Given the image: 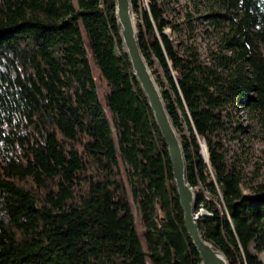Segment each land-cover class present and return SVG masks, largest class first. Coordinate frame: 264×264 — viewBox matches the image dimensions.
Here are the masks:
<instances>
[{
  "label": "trees",
  "instance_id": "16d2710c",
  "mask_svg": "<svg viewBox=\"0 0 264 264\" xmlns=\"http://www.w3.org/2000/svg\"><path fill=\"white\" fill-rule=\"evenodd\" d=\"M169 1L130 0V8L186 180L222 198L218 209L195 191L194 210L211 212L197 219L198 229L228 264H262L264 183L241 193L227 143L244 131L238 107L264 126V0H213L223 11L209 16L228 31L208 62L192 35L174 43L164 32L179 31L165 17ZM147 262L197 264L198 256L165 146L121 46L114 0H0V264Z\"/></svg>",
  "mask_w": 264,
  "mask_h": 264
},
{
  "label": "rangeland",
  "instance_id": "374dc122",
  "mask_svg": "<svg viewBox=\"0 0 264 264\" xmlns=\"http://www.w3.org/2000/svg\"><path fill=\"white\" fill-rule=\"evenodd\" d=\"M222 8L218 7L213 0H170L165 12V17L177 24L179 31L172 32L170 29H164V32L173 40L174 43L178 41H188L189 35H192V42L195 45L200 57L205 62H208V52L218 51L222 47V39L228 31L227 22L219 17H210V12H222ZM133 15V14H132ZM188 15V16H187ZM135 23V18L133 15ZM188 23L191 26V33L188 32ZM84 45L86 46L85 35L82 31ZM223 51L226 52L224 49ZM229 53V52H227ZM91 72L96 83V92L98 99L103 103L101 89L98 85V76L91 58L89 59ZM236 122L239 123L244 131L240 132L236 138H231L228 141L229 154L235 165L241 170L242 180L240 190L243 195H249L251 186L257 183H264V126H262L256 116L249 112L246 108L238 107L235 112ZM187 135V131H183ZM200 149L206 150L204 142L198 140ZM121 170L123 165L119 160ZM124 177V176H123ZM213 180V179H212ZM214 182V180H213ZM127 199L130 205L133 216L134 227L140 243L144 248V241L142 237V226L138 219L135 204L130 196L129 186L124 178ZM190 185V184H189ZM215 189L220 194L219 186L214 182ZM192 190L201 191L206 200H211L215 206L222 208V198L218 195L214 196L199 183L190 185ZM202 210L206 215H210L204 207L200 206L194 211ZM250 253L254 254L252 245L248 246ZM258 260L264 264V251L256 253ZM149 264V262H147Z\"/></svg>",
  "mask_w": 264,
  "mask_h": 264
},
{
  "label": "water",
  "instance_id": "95a60500",
  "mask_svg": "<svg viewBox=\"0 0 264 264\" xmlns=\"http://www.w3.org/2000/svg\"><path fill=\"white\" fill-rule=\"evenodd\" d=\"M114 17L131 73L145 97L153 122L165 146L183 226L197 253V264H228L223 252L204 239L198 229L197 219L205 213L202 210L194 211V191L186 180L180 141L170 122L158 87L140 52L130 0H114ZM202 150L204 152V149H200L201 153ZM202 157L206 160L205 153Z\"/></svg>",
  "mask_w": 264,
  "mask_h": 264
},
{
  "label": "bare ground",
  "instance_id": "6f19581e",
  "mask_svg": "<svg viewBox=\"0 0 264 264\" xmlns=\"http://www.w3.org/2000/svg\"><path fill=\"white\" fill-rule=\"evenodd\" d=\"M202 155L204 154V152H203V150H202V153H201Z\"/></svg>",
  "mask_w": 264,
  "mask_h": 264
}]
</instances>
